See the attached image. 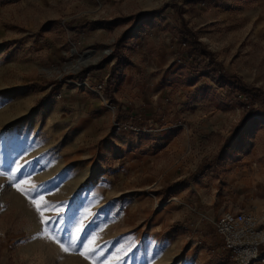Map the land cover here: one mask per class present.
<instances>
[{
  "label": "rangeland",
  "instance_id": "obj_1",
  "mask_svg": "<svg viewBox=\"0 0 264 264\" xmlns=\"http://www.w3.org/2000/svg\"><path fill=\"white\" fill-rule=\"evenodd\" d=\"M0 105V264H231L217 220L264 211V0H0ZM21 154L83 255L12 210Z\"/></svg>",
  "mask_w": 264,
  "mask_h": 264
},
{
  "label": "snow or ice",
  "instance_id": "obj_2",
  "mask_svg": "<svg viewBox=\"0 0 264 264\" xmlns=\"http://www.w3.org/2000/svg\"><path fill=\"white\" fill-rule=\"evenodd\" d=\"M0 135H2V133H0ZM22 159H23V155L21 154L20 156L17 157L16 160H13L11 162V166L8 169V177L11 181H13V183L9 185V187L15 188L17 192H19L21 195L25 196L28 200H30L33 205H36V211L38 213H41L42 215L40 205L37 204V201L43 200L47 195L57 190L60 187V185H55L53 188L36 186L33 187L31 191H26L23 188V185L27 184L30 177L37 172L36 164L38 163V161L37 162L29 161L21 164L20 161ZM29 169H31V171H29ZM0 175H4V172L0 171ZM44 207H48V205H44ZM60 207L67 208V213H65L64 215H57L49 220H42L41 222L48 225H54L56 226V228H58L59 232L65 234L63 238L57 239V243H59L60 247L63 248L65 252H67L69 250V247H71L78 254L83 255L84 253L81 250L88 248V245L94 233L96 232V228H93L95 217L93 218L92 221H89L87 225H84L81 228L78 227L82 219V217L79 214L73 216L71 218V223H70L68 213L72 212L71 204L70 203L62 204L60 205ZM96 215L98 216L99 213H97ZM73 228H75L76 231L80 233V235L77 236L75 239H73L72 236ZM89 254L95 255L96 252L89 249ZM123 264H126V260L123 262Z\"/></svg>",
  "mask_w": 264,
  "mask_h": 264
},
{
  "label": "built area",
  "instance_id": "obj_3",
  "mask_svg": "<svg viewBox=\"0 0 264 264\" xmlns=\"http://www.w3.org/2000/svg\"><path fill=\"white\" fill-rule=\"evenodd\" d=\"M215 230L231 264H264V211H229L217 220Z\"/></svg>",
  "mask_w": 264,
  "mask_h": 264
},
{
  "label": "crops",
  "instance_id": "obj_4",
  "mask_svg": "<svg viewBox=\"0 0 264 264\" xmlns=\"http://www.w3.org/2000/svg\"><path fill=\"white\" fill-rule=\"evenodd\" d=\"M35 182L31 179L28 181L27 184L23 185V188L26 191H31L32 188L35 186ZM55 185H60V187L53 191L51 194L47 195L43 200L37 201V204H41L44 206L48 205V207H43L41 208V211H58L61 207L60 205L66 204V199H67V194H66V187L65 183L59 182L58 184ZM55 185L50 184V182L46 181H41L37 183V186L40 187H47V188H53ZM36 187V186H35ZM12 198H13V206L12 210L13 211H36V205H33L30 200H28L25 196L21 195L19 192L15 190V188L12 187ZM54 203H57V206H52ZM90 209L96 210V209H101L105 203L100 202L98 204H93L91 202L90 204Z\"/></svg>",
  "mask_w": 264,
  "mask_h": 264
},
{
  "label": "bare ground",
  "instance_id": "obj_5",
  "mask_svg": "<svg viewBox=\"0 0 264 264\" xmlns=\"http://www.w3.org/2000/svg\"><path fill=\"white\" fill-rule=\"evenodd\" d=\"M83 61V60H82Z\"/></svg>",
  "mask_w": 264,
  "mask_h": 264
}]
</instances>
